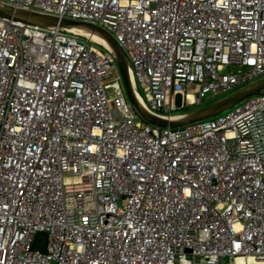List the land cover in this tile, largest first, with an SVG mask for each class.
I'll list each match as a JSON object with an SVG mask.
<instances>
[{
  "label": "built area",
  "instance_id": "1",
  "mask_svg": "<svg viewBox=\"0 0 264 264\" xmlns=\"http://www.w3.org/2000/svg\"><path fill=\"white\" fill-rule=\"evenodd\" d=\"M0 5L102 27L161 118L264 77V0ZM0 264H264V90L160 127L109 45L0 18Z\"/></svg>",
  "mask_w": 264,
  "mask_h": 264
},
{
  "label": "water",
  "instance_id": "2",
  "mask_svg": "<svg viewBox=\"0 0 264 264\" xmlns=\"http://www.w3.org/2000/svg\"><path fill=\"white\" fill-rule=\"evenodd\" d=\"M0 18L40 27L54 26L67 28L72 26H85L89 28L92 32H97L107 42V44L113 49L116 54L117 63L119 65L123 77L127 97L130 103L137 111L142 120L160 127L169 126L173 129H181L188 124L212 118L238 105L239 103L253 95L261 94L264 90L263 77L246 87L240 88L226 96H223L213 102H210L202 107L196 108L193 111L188 112L187 114L182 115L180 119L174 120L161 118L152 115L147 110H145V108L140 104L134 92L127 57L123 49L114 39V37L102 27L87 22L59 18L56 16L42 14L22 8L5 7L1 5Z\"/></svg>",
  "mask_w": 264,
  "mask_h": 264
},
{
  "label": "bare ground",
  "instance_id": "3",
  "mask_svg": "<svg viewBox=\"0 0 264 264\" xmlns=\"http://www.w3.org/2000/svg\"><path fill=\"white\" fill-rule=\"evenodd\" d=\"M67 30L74 32L76 34L88 36L91 38L93 41L103 44L105 46H108L107 42L97 33V32H92L89 28L85 26H72V27H67ZM180 116H175L173 119H180Z\"/></svg>",
  "mask_w": 264,
  "mask_h": 264
},
{
  "label": "rangeland",
  "instance_id": "4",
  "mask_svg": "<svg viewBox=\"0 0 264 264\" xmlns=\"http://www.w3.org/2000/svg\"><path fill=\"white\" fill-rule=\"evenodd\" d=\"M222 97V96H221ZM41 238H43V236H41Z\"/></svg>",
  "mask_w": 264,
  "mask_h": 264
}]
</instances>
